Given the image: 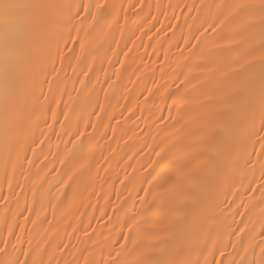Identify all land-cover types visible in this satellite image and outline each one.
<instances>
[{"label":"snow or ice","instance_id":"1","mask_svg":"<svg viewBox=\"0 0 264 264\" xmlns=\"http://www.w3.org/2000/svg\"><path fill=\"white\" fill-rule=\"evenodd\" d=\"M138 2L140 8L134 15H142L146 8L148 15L143 18L136 30H132L127 26L129 21L125 6L117 5L111 0L35 4L0 0V67L3 68V75L0 76V170L3 173L0 179V192H3L5 184L8 188L6 195H0V200L6 201L4 215L0 217V245H3L0 247V253L7 257L0 260V264H61L65 254L72 256V259L64 260V264H125L124 257L138 249L146 251L142 254V259L137 260L135 264H264V238L257 241L255 227H249L250 213L255 207L264 205V0H220V2L214 0L211 4L198 3L197 0L189 4L180 0L175 4L155 5V16L151 11L153 5H145L142 0ZM130 7L134 9L136 5L132 4ZM35 10L46 13L47 27L37 40L39 52H34L36 48L28 52L32 60V73L27 90L22 94L15 79V69L24 55L20 42L23 29L20 18ZM169 11L172 13L170 16ZM160 16L166 17L169 23L166 28L162 26L156 29L157 32L175 29L167 39L176 37L177 32L181 33L176 44L177 49L181 46L180 41H183L186 49H196L190 53L189 63L192 56L201 52V45L209 40L215 43L214 49L208 53L209 58L219 59L225 56L230 58L231 54H237L244 59L257 52L260 53L261 86L256 89L255 78H249L245 85L244 94L247 102L239 132H232L234 117L230 111L204 117L199 133L203 137V143L208 147H214L217 151V155L210 158L212 175L189 172L177 176L172 183L178 195L171 203L174 210H185L183 217L159 228L140 230L143 232L140 243H136L130 236L122 233L125 241L132 242L131 249L125 244H119L120 237L104 241L109 251L107 258L99 261L89 260V256L85 255L90 253L87 243L83 249L76 248L75 252H71L69 250L75 248V245L70 241L64 243L61 238L59 242L51 241L48 248L41 249L39 242L34 244L32 232L37 231L48 221L45 217L38 223L31 218L35 214V208L28 202L29 189L26 183H30L34 175H39L40 169L35 173L32 172L36 167V161H39L42 167L53 163L48 175L54 177V183H51L40 197L41 207H44L43 201L47 200V206L52 209L53 215L65 206L71 208L82 199L81 178L85 173L90 175L95 168L96 183L91 196H96V187L103 189L104 184L107 183L105 177L112 171L110 158H106L103 153L98 157L95 154V149L99 147L97 136L102 139L108 138L107 130L102 131L106 129L104 119L101 118L98 125L91 122L84 124V130H81V121L78 120L73 127L71 117L63 111L68 107L64 102L65 97H70L67 88L70 77L67 69L70 68L76 76L72 81L73 85L80 83L85 91H89V85H92L89 98L95 96L96 108L104 112L97 91L99 81L93 83L92 76L95 75V70L89 63L90 58L102 54L104 60L111 63L109 53L116 57L121 53L128 56L131 51L128 45L136 35V31L142 30L143 26L152 20L159 24ZM122 17L125 19L123 26ZM180 17H183V23H172L179 21ZM197 24L199 27H196ZM153 28H156V24H151L149 31ZM185 28H188L191 39L184 37ZM126 33H130L127 38H125ZM144 34L147 35V32ZM191 40H197L199 43L193 45ZM256 41H259L258 46H253ZM180 55L183 56L184 53L180 52ZM131 59L135 61L136 57ZM216 59H211V62L216 63ZM58 63L60 67H57ZM101 63L103 64V61ZM116 63L124 62L117 59ZM189 63L182 66L181 74L184 68L189 67ZM112 66L115 68V64ZM204 66V64L195 65L197 68ZM255 66L249 64L244 70ZM168 67L175 71L171 69L170 64ZM100 70L103 71V67ZM136 70L139 71V67ZM162 71V68H157L152 74L154 76L156 72ZM114 74L117 79L120 78L119 72ZM81 75L86 77L87 81L80 79ZM233 75H239V72H234ZM111 80V76L106 77L104 85L112 87L113 85L109 83ZM146 83L147 81L142 82V86ZM190 83L191 80H187L186 83L181 81L185 88ZM103 90L102 85L100 91ZM160 90L158 88L157 92ZM175 91L179 92L180 88H176ZM144 92L148 96L152 95V89L146 86ZM148 96H144V99L147 100ZM171 96L172 92H169L165 99ZM139 99L140 97H137V100ZM152 103L155 104V101ZM57 109H62L61 114L65 116L66 123L56 119ZM127 111L132 114L128 119H132L135 115L133 109L127 108ZM37 112L40 113L38 119L43 118L48 129H51L52 125L48 124L46 117L51 113L53 121L61 123L62 136L68 137L67 140H63L61 134H57L58 139L64 144V149L55 153V161L48 160V155L52 154L51 149L49 148V153L45 154L44 148L41 147L45 144V139L41 137H46V132L40 131L39 136L36 134L40 124L33 123L32 117ZM74 113L75 108H73ZM96 114L94 110L92 115ZM160 119L163 120V117ZM168 127L169 125H165L161 131ZM88 128H92L93 131L88 133ZM146 133L147 129H144L141 130L140 135ZM70 144L73 145L72 148L68 147ZM148 147L150 145L145 143L141 151ZM37 149H39L38 154ZM171 151L173 149L165 152V157ZM29 152L32 156H29ZM101 161L104 163L101 164ZM56 163L60 167H55ZM148 167H151V164ZM163 172L164 169L160 171L153 169V172L145 175L141 187L134 189L136 193L148 191L143 188L144 183L153 188L158 187L163 179L161 175ZM100 173H104V177H101ZM135 179L136 177L133 176L128 183L131 184ZM101 180H104V183H101ZM187 180L195 181L197 187H184ZM45 183L49 182L45 180ZM41 187L43 188V185ZM52 188L56 190L55 197L51 194ZM17 189H20L19 193ZM125 190L128 191L127 185ZM249 193L259 194L258 203H253L256 197L248 196ZM21 197L24 198L23 207H21ZM244 197H248L247 202ZM128 199H135L132 191H129L120 210H123V204H126ZM54 200L58 203H54ZM13 203L15 209L11 206ZM139 203L143 204L146 201L141 199ZM88 207H92L91 202ZM194 207L199 219L189 226L187 221ZM8 213H11V216ZM25 213L29 215L25 216ZM104 214L107 215V212L105 211ZM136 215L135 208L129 210L128 220L134 221ZM238 216L241 217L239 220L236 219ZM261 217L259 235L264 237V208L261 209ZM115 219L119 220V217ZM29 223L33 225L32 230L27 228ZM123 226H127L132 231L131 225L125 223ZM104 227L107 228L108 225ZM83 231L87 241H93L95 231L92 234H89L86 228ZM178 233L192 237L187 246L179 250L176 248ZM99 235L104 236L105 233L101 232ZM51 248L60 252L61 257L59 260L53 257L46 262L45 257L48 256ZM229 248L232 251H228ZM217 254L222 258L217 259Z\"/></svg>","mask_w":264,"mask_h":264},{"label":"bare ground","instance_id":"2","mask_svg":"<svg viewBox=\"0 0 264 264\" xmlns=\"http://www.w3.org/2000/svg\"><path fill=\"white\" fill-rule=\"evenodd\" d=\"M16 2L20 4L76 3L78 0H16ZM111 2L125 6L129 21L127 26L132 30H136L143 18L148 15L147 8L142 15H134L140 8L138 0H111ZM178 2L180 0H142L145 5H153L151 11L154 16L156 15L155 5L175 4ZM184 2L191 4L193 0H184ZM197 2L211 4L214 0H197ZM216 2H220V0H216ZM132 4H135L136 8H131L130 5ZM171 14L169 11L168 15L170 16ZM45 16L46 13L44 11L35 10L24 14L20 18L23 23L20 42L24 55L21 63L15 69V79L22 94L27 90L32 73V60L28 52L30 49L34 50L35 48L34 52H39L37 40L47 27ZM159 20V24L152 20L149 24H145L142 30L136 31V35L128 45L131 49L128 56L121 53L119 57H116L109 53L111 63L104 60L102 54L90 58L89 63L93 65L95 70V75L92 76L93 83H96L97 80L99 81L97 91L99 92L100 104L103 106L104 112L96 108L95 96L89 98L92 85H89V91L83 90V86L80 83L73 85L72 81L76 79V76L70 68L67 69L70 77L67 83L70 97H65L64 102L68 107L63 109V111H66L71 117L73 127L76 126L78 120L81 121V130H84V124L91 122L98 125L100 119H104L106 129H102V131L107 130L108 138L102 139L97 136L99 147L95 149V154L98 157L103 153L106 158H110L112 171L105 177L107 183L104 184L103 189L96 187V196H91L96 183L95 168L90 175L85 173L81 178L82 199L71 208L65 206L53 215L52 209L47 206V200L43 201L44 207H41L40 199L50 184L54 183V177L48 175L53 163H48L47 167H42L39 161H36V167L32 169V172L35 173L37 169H40L39 175H34L31 182L26 183L29 189L27 192L28 202L35 208V214L31 218L37 220L38 223L40 220H44L45 217L48 221V223H44L42 227H39L37 231L32 232L34 244L39 242L41 249L48 248V244L51 241L59 242L61 238L64 243H69L70 241L72 245H75V248L69 250L71 252H75L76 248L83 249L87 243L90 253H85V255L89 256V260L94 259L97 261L107 258L109 248L104 241L120 237L119 244H125L128 249H131L133 247L132 242L125 241L121 235L122 233L130 236L136 243H140V237L143 235L140 230L159 228L183 217L185 210L176 211L171 203L178 195L172 183L177 176L181 173L189 172L198 175H212L210 158L216 156L217 151L214 147L205 145L203 137L199 133L204 117L223 111H230L234 117L232 132H239L247 102V97L244 94L245 85L249 78H255L256 89L258 90L261 86L260 53L257 52L244 59H241L237 54H231L230 58L228 56L219 59L209 58V51L215 47V43L209 40L201 45V52L196 56H192L189 63L190 53L196 51V49H186L183 41H180L181 46L177 49L176 44L181 33L177 32L176 37L170 40L167 39L175 29L157 32L156 29L162 26L166 28L169 23L164 16H160ZM172 23H183V17H180L179 21H172ZM190 23L192 22L190 21ZM151 24H156V28L149 31ZM121 25H125L123 17L121 18ZM196 27H199V24ZM145 32H147V35L144 34ZM129 34L126 33L125 38ZM183 35L186 39H191L188 28L184 29ZM191 43L196 45L199 41L191 40ZM258 43L259 41L254 42L253 46H258ZM54 51L53 49V54ZM180 52H183L184 55L181 56ZM132 57H136L135 61L131 59ZM117 59L124 63H116ZM211 59H216V63H212ZM102 61L103 64L101 63ZM206 61L208 62L206 63ZM185 63H189V67L184 68L181 74L180 69ZM113 64H115V68H113ZM169 64L171 69H175V71L169 69ZM196 64H204L205 66L197 68L195 67ZM249 64H255L256 66L244 70ZM57 67H60L59 63ZM101 67H103V71L100 70ZM138 67L139 71L136 70ZM157 68H162L163 71L156 72L153 76V70ZM116 72H119V79L114 74ZM234 72H239V75H233ZM2 75L3 68L0 67V76ZM90 75L92 74L90 73ZM108 76L112 77V80L109 81L113 85L112 87L104 85V81ZM177 76H179V79H177ZM80 79L87 81V78L82 75ZM187 80H191V83L185 88L181 81L186 83ZM144 81H147V83L142 86ZM102 85L104 90L100 91ZM164 85L168 87H162ZM145 86L152 89L151 96L144 92ZM158 88L161 89L159 92H157ZM176 88H180V91L176 92ZM142 92L143 95H141ZM169 92H172V96L165 99ZM144 96H148V99L145 100ZM137 97H140V99L137 100ZM152 101H155V104ZM73 108H75L74 114ZM127 108L133 109V113H135L132 119H128L132 114L127 111ZM94 110L97 113L96 115H92ZM61 111L62 109H57L56 119L66 123L65 116L61 114ZM105 112L107 113L106 116ZM38 117H40L39 112L32 117L33 123L38 122L40 124L36 134L39 136L40 131L46 132V137H41V139H45V144L41 145V147L44 148L45 154L49 153L50 148L52 154L48 155V160L55 161V153L64 149V144L57 137L58 133L62 136L61 123L54 122L51 113H48L46 119L48 124L52 125V128L48 129L44 119H38ZM161 117H163V120L160 119ZM126 120L127 123H125ZM165 125H169V127L161 131ZM144 129H147V133L140 135L141 130ZM92 131V128L87 129L88 133ZM62 139L67 140L68 137L62 136ZM145 143L150 145V147L141 151ZM68 147L72 148L73 145L70 144ZM161 149L164 151L162 152ZM169 149H173V151L165 157V152H168ZM38 153L39 149H37ZM157 153H160V155H157ZM29 156H32L31 152H29ZM129 157L132 158L129 159ZM162 157L164 158L162 159ZM33 159L35 158L33 157ZM42 159L43 157H41ZM103 163L104 161H101V164ZM149 164H151V167H148ZM25 167L27 168L28 165L26 164ZM55 167H60V165L56 163ZM153 169H156V171L164 169L161 174L163 179L160 181V185L153 188L144 183L143 188L148 191H141L137 194L134 189L141 187V181H143L144 176L149 172H153ZM2 175V170H0V179H2ZM100 175L104 177V173H100ZM133 176L136 179L129 184L128 181ZM45 180L49 183H45ZM120 181H124V183H120ZM101 183H104V180H101ZM42 185L43 188L41 187ZM126 185L128 191L125 190ZM184 187L196 188L197 185L195 181L187 180L184 183ZM16 191L19 193L20 189ZM129 191H132L135 199H128L127 203L123 204V210H120L121 204L129 195ZM7 192L8 188L5 184L4 190L0 192V195H6ZM51 194L53 197L57 195L55 188L51 189ZM248 196H255L256 200L253 203H258V193H249ZM98 197L99 203L97 204ZM34 198L35 203L33 204ZM61 199L63 198L61 197ZM141 199L145 200L146 203H139ZM244 199L247 202L248 197H244ZM20 202L21 207H23V197H21ZM90 202L92 207H88ZM5 203L6 201L0 200V217L4 215ZM54 203H58V201L54 200ZM11 206L15 209L14 203ZM133 208H135L137 213L134 221L128 220L127 216L128 211ZM262 208H264V205L255 207L250 213L251 223L249 227H255L257 241L264 238L259 235L261 232ZM105 211L107 215L104 214ZM8 215L11 216V213H8ZM24 215L28 216L29 213ZM117 216L119 220L115 219ZM240 218L239 216L236 217L237 220ZM198 219L194 207L187 223L191 226ZM9 223H11V220ZM125 223L132 226V231L127 226L122 227ZM106 224L108 225L107 228L104 227ZM27 228L32 230L33 225L29 223ZM85 228L89 234L95 231L96 235L93 241H87L83 231ZM101 232L105 233V235L100 236L99 233ZM191 239L190 235L178 233L176 248L179 250L181 247H186ZM93 244L95 247H93ZM119 244L117 247H119ZM0 247H3V245H0ZM145 251L144 249H138L126 255L124 257L125 264H135L137 260L142 259V254ZM228 251H232V249L229 248ZM76 254L78 255V253ZM53 257L59 260L61 253L51 248L48 251V256L45 257L46 262ZM216 258L221 259L222 257L217 254ZM4 259H7V257L0 253V260ZM70 259H72V256L64 255V260ZM64 260H61V264H64Z\"/></svg>","mask_w":264,"mask_h":264}]
</instances>
